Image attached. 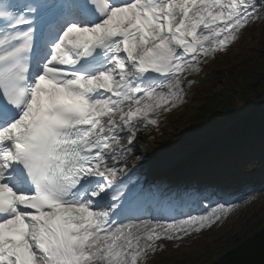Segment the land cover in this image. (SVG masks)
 <instances>
[{
  "label": "snow or ice",
  "instance_id": "1",
  "mask_svg": "<svg viewBox=\"0 0 264 264\" xmlns=\"http://www.w3.org/2000/svg\"><path fill=\"white\" fill-rule=\"evenodd\" d=\"M261 13L264 0H0V264H145L223 221L235 205L192 199L193 215L146 196L128 161Z\"/></svg>",
  "mask_w": 264,
  "mask_h": 264
},
{
  "label": "trees",
  "instance_id": "2",
  "mask_svg": "<svg viewBox=\"0 0 264 264\" xmlns=\"http://www.w3.org/2000/svg\"><path fill=\"white\" fill-rule=\"evenodd\" d=\"M260 18L243 28L226 52L207 61L198 82L187 90L192 98H186L174 121L164 129L168 143L208 133L188 157L200 160L206 173L225 163L238 171L264 166V13ZM180 127L185 133L178 134ZM211 182L216 186V179ZM260 198L229 215L218 228L217 240H209L207 232H196L197 237L190 240L194 249L176 255L175 264H264V196ZM246 211L249 214L243 216ZM234 218L238 220L235 227ZM170 254L171 250L163 247L148 258L150 264H167Z\"/></svg>",
  "mask_w": 264,
  "mask_h": 264
},
{
  "label": "rangeland",
  "instance_id": "3",
  "mask_svg": "<svg viewBox=\"0 0 264 264\" xmlns=\"http://www.w3.org/2000/svg\"><path fill=\"white\" fill-rule=\"evenodd\" d=\"M201 73L198 76L189 77V79L197 80ZM190 96L192 98V95L186 93V98L190 99ZM190 103H193V100ZM180 108L182 107L180 106L165 115L160 122L158 130L152 129L141 133L142 138L137 142L135 155L131 156L128 161L130 178L136 183L138 188L143 189L146 196L183 202L185 204L183 207L185 212H188V207L191 206L190 200H202L204 197H209V200L204 201L206 206L209 203L212 206L216 204L235 205L229 215L238 214L246 208L247 204L254 203L253 199L264 196V179H261L264 176L263 165H252L243 171H238L232 168L230 163H225L206 174V171L201 168L200 160L195 161L193 157L188 159L191 153L195 152L199 147L200 143L207 138L208 133L204 132L193 137L186 135V142L168 143L164 140V129L169 128ZM183 132L185 133V130L180 127L178 134ZM175 151L179 153L176 160L171 162V164L165 165L160 170L157 169L158 171H152L149 167L150 165L147 164L150 160L158 157H169ZM211 179H216V187H211ZM149 210L151 211V209ZM208 210L210 211V208ZM257 210L258 208L254 209L250 213L251 216L256 214ZM191 214L201 215L206 213L205 209H203L202 211L191 212ZM242 214L243 216L247 215L249 211ZM226 218L199 232H207L210 234L209 240H217L220 234L218 228ZM236 222L238 220L234 218L232 225ZM233 226L235 227V225ZM215 227L216 229L212 230ZM197 233L194 232L181 240H162L160 242L164 244L165 248L171 250L170 258L172 259L167 264H175V261L178 260L176 255L185 254V252H191L194 249L195 244L191 243L190 240L195 236L197 237ZM146 263L150 264L149 258Z\"/></svg>",
  "mask_w": 264,
  "mask_h": 264
},
{
  "label": "bare ground",
  "instance_id": "4",
  "mask_svg": "<svg viewBox=\"0 0 264 264\" xmlns=\"http://www.w3.org/2000/svg\"><path fill=\"white\" fill-rule=\"evenodd\" d=\"M177 155H178V151H175L169 157H166V156L158 157V158L150 160L149 162H147V164L152 167L153 171H156L157 169H160L164 167L165 165H168L169 163L176 160Z\"/></svg>",
  "mask_w": 264,
  "mask_h": 264
}]
</instances>
